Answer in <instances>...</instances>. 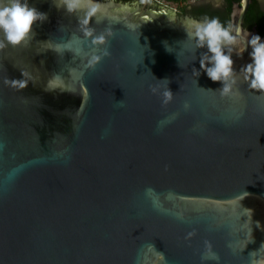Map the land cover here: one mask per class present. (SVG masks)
I'll return each mask as SVG.
<instances>
[{
  "label": "water",
  "instance_id": "obj_1",
  "mask_svg": "<svg viewBox=\"0 0 264 264\" xmlns=\"http://www.w3.org/2000/svg\"><path fill=\"white\" fill-rule=\"evenodd\" d=\"M99 2L29 0L48 19L0 47V264H264L251 47L221 96L176 10Z\"/></svg>",
  "mask_w": 264,
  "mask_h": 264
},
{
  "label": "clouds",
  "instance_id": "obj_2",
  "mask_svg": "<svg viewBox=\"0 0 264 264\" xmlns=\"http://www.w3.org/2000/svg\"><path fill=\"white\" fill-rule=\"evenodd\" d=\"M216 6H219V0ZM58 7L69 13L83 11L89 23L96 14L104 11L99 0H59ZM47 19L48 14L31 6L29 0H0V47L25 42L33 31V25ZM182 26L187 36L196 40L197 47L207 46L200 66L213 81L222 82L221 96L230 94L236 83L233 53L242 55L248 46L252 49L249 53L251 61L242 67L241 72L245 74L244 79L250 89L264 92V39L259 34L250 35L247 28L225 24L218 17L196 19L188 16L182 21ZM100 39L103 41L104 36ZM99 58L94 56L89 63ZM195 74L199 75L198 72ZM171 94L167 88L164 95L170 99Z\"/></svg>",
  "mask_w": 264,
  "mask_h": 264
},
{
  "label": "flooded vegetation",
  "instance_id": "obj_3",
  "mask_svg": "<svg viewBox=\"0 0 264 264\" xmlns=\"http://www.w3.org/2000/svg\"><path fill=\"white\" fill-rule=\"evenodd\" d=\"M110 2H115V3H119V4H128V6H126L128 9L131 8H144V10H151L152 8L155 7H170L174 10H176L178 16L180 18L182 17H187V16H191V17H197V14L195 13V9L201 7L202 5L204 6H210L213 9H217V10H223V8L225 7V4L227 2V0H219V6L217 7V0H183L180 2L177 1H171V0H107ZM243 0H233V5H232V9H231V13H230V23H232V14H233V8H235L236 3H242ZM174 3L176 5H174ZM257 3V13H261L260 9H264V0H251L249 3V7L247 8L244 16H243V25L246 28H249L251 30L257 31L261 37H264V34L260 33L259 27H258V22L256 21L255 23H253L252 25L246 24V17L249 15V12L251 10V7ZM187 6V11L183 12L181 9L182 7ZM264 11V10H263ZM254 13V10H253ZM252 13V14H253ZM262 14V13H261Z\"/></svg>",
  "mask_w": 264,
  "mask_h": 264
},
{
  "label": "trees",
  "instance_id": "obj_4",
  "mask_svg": "<svg viewBox=\"0 0 264 264\" xmlns=\"http://www.w3.org/2000/svg\"><path fill=\"white\" fill-rule=\"evenodd\" d=\"M171 1L180 2L183 0H171ZM232 5H233V0H227L225 7L223 8V10H220V11L217 9L211 8V5L210 6L202 5L201 7L195 9V13L197 14L198 18H200V19H202L205 16L218 17L221 22L227 24V23H230V13H231ZM186 7L187 6L182 7L181 10L183 12L187 11ZM253 10H254V13H253ZM256 10H257V3L251 7L249 15L246 17L245 23L252 25L253 23H255L257 21L260 33L264 34V11H263L264 9H260L262 14L257 13Z\"/></svg>",
  "mask_w": 264,
  "mask_h": 264
},
{
  "label": "rangeland",
  "instance_id": "obj_5",
  "mask_svg": "<svg viewBox=\"0 0 264 264\" xmlns=\"http://www.w3.org/2000/svg\"><path fill=\"white\" fill-rule=\"evenodd\" d=\"M174 5H176V4L174 3Z\"/></svg>",
  "mask_w": 264,
  "mask_h": 264
}]
</instances>
